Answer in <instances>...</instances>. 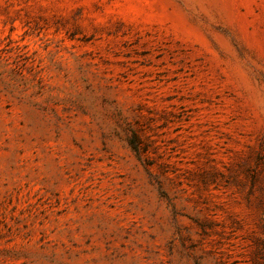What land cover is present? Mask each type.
Wrapping results in <instances>:
<instances>
[{"label": "rangeland", "instance_id": "obj_1", "mask_svg": "<svg viewBox=\"0 0 264 264\" xmlns=\"http://www.w3.org/2000/svg\"><path fill=\"white\" fill-rule=\"evenodd\" d=\"M0 264H264V0H0Z\"/></svg>", "mask_w": 264, "mask_h": 264}]
</instances>
